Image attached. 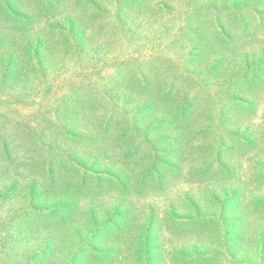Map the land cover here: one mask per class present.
<instances>
[{
  "label": "rangeland",
  "instance_id": "374dc122",
  "mask_svg": "<svg viewBox=\"0 0 264 264\" xmlns=\"http://www.w3.org/2000/svg\"><path fill=\"white\" fill-rule=\"evenodd\" d=\"M2 191L0 264H264V0H0Z\"/></svg>",
  "mask_w": 264,
  "mask_h": 264
},
{
  "label": "trees",
  "instance_id": "16d2710c",
  "mask_svg": "<svg viewBox=\"0 0 264 264\" xmlns=\"http://www.w3.org/2000/svg\"><path fill=\"white\" fill-rule=\"evenodd\" d=\"M2 14L5 16L4 11ZM15 14H17V13H15ZM12 60H13V58H10L8 60V62L6 63V66L4 67V73H3L4 78H10L11 79V78H13V76H16V75H17V77L19 76L17 70H13V71L11 70L12 68L10 67V65H11ZM6 150L7 149L4 146L2 153L3 154L6 153ZM2 194H3V191L0 192V195H2ZM27 196L29 197V198L26 197L28 203L32 200H36L39 198L38 192L34 189L33 185L28 187ZM45 203H47V202H45ZM42 205H44V204H42ZM49 205L50 204H48L47 206H42V207L38 208V210H41V211L44 210L45 211V210L49 209V208H47ZM54 208H55L54 206L50 207V209H52V210ZM34 211L37 213H40V211H37V210H34ZM262 211H264V197H262ZM49 212H51V211H49ZM32 251H33V253L29 254L28 257H26L24 263L25 264H43L45 254L47 252H46V248H45V246L41 240L36 242L35 247Z\"/></svg>",
  "mask_w": 264,
  "mask_h": 264
}]
</instances>
